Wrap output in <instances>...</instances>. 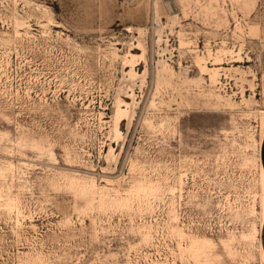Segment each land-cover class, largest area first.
Masks as SVG:
<instances>
[{
    "label": "rangeland",
    "instance_id": "rangeland-1",
    "mask_svg": "<svg viewBox=\"0 0 264 264\" xmlns=\"http://www.w3.org/2000/svg\"><path fill=\"white\" fill-rule=\"evenodd\" d=\"M262 116L264 0H0V264H264Z\"/></svg>",
    "mask_w": 264,
    "mask_h": 264
},
{
    "label": "bare ground",
    "instance_id": "bare-ground-1",
    "mask_svg": "<svg viewBox=\"0 0 264 264\" xmlns=\"http://www.w3.org/2000/svg\"><path fill=\"white\" fill-rule=\"evenodd\" d=\"M133 58V57H132ZM202 70V69H201ZM207 71H209V72H207V73H209L210 74V78L211 79H214V78H216L217 77V75H218V72H217V69H212V70H207ZM117 104L118 103H123V101L121 100H118L117 102H116ZM116 104V106H117V110H116V112L114 113V114H117V117H116V115H114L115 117H116V120H115V122H114V130H112V131H115V134H116V136H119L120 135V130H119V123H120V119H121V116H123L124 114L126 115V109L125 110H123L119 105H117ZM129 105V104H128ZM115 106V107H116ZM125 106H126V103H125ZM129 107V106H128ZM128 109V108H127ZM128 112V111H127ZM114 116H113V118H114ZM260 124H261V141H262V138H263V136H264V116H262V120H261V122H260ZM111 153V152H110ZM112 154V153H111ZM260 159V158H259ZM259 184H260V189H261V192H260V219H261V223L263 222V220H264V168H263V166H262V164H261V161L259 160ZM258 232V231H257ZM257 235H258V233H257ZM257 235H256V241L259 243L258 244V251L260 252V255H261V260H262V262H264V252H263V249H262V246H261V243H260V240L258 239V237H257ZM261 260H260V262H261Z\"/></svg>",
    "mask_w": 264,
    "mask_h": 264
},
{
    "label": "crops",
    "instance_id": "crops-1",
    "mask_svg": "<svg viewBox=\"0 0 264 264\" xmlns=\"http://www.w3.org/2000/svg\"><path fill=\"white\" fill-rule=\"evenodd\" d=\"M261 164L264 168V136L262 138V142H261ZM260 243L264 252V220L261 223L260 226Z\"/></svg>",
    "mask_w": 264,
    "mask_h": 264
},
{
    "label": "built area",
    "instance_id": "built-area-1",
    "mask_svg": "<svg viewBox=\"0 0 264 264\" xmlns=\"http://www.w3.org/2000/svg\"><path fill=\"white\" fill-rule=\"evenodd\" d=\"M258 238H259V240H260V234H258V236H257Z\"/></svg>",
    "mask_w": 264,
    "mask_h": 264
}]
</instances>
